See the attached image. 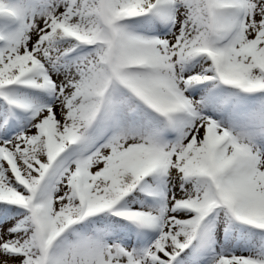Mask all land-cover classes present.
Masks as SVG:
<instances>
[{
  "label": "snow or ice",
  "instance_id": "snow-or-ice-1",
  "mask_svg": "<svg viewBox=\"0 0 264 264\" xmlns=\"http://www.w3.org/2000/svg\"><path fill=\"white\" fill-rule=\"evenodd\" d=\"M0 264H264V0H0Z\"/></svg>",
  "mask_w": 264,
  "mask_h": 264
}]
</instances>
